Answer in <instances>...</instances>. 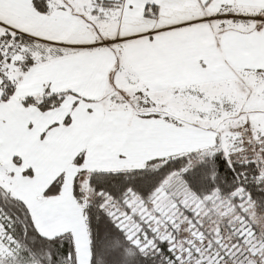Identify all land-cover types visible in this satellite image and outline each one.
Here are the masks:
<instances>
[{
	"label": "snow or ice",
	"instance_id": "6c2138e0",
	"mask_svg": "<svg viewBox=\"0 0 264 264\" xmlns=\"http://www.w3.org/2000/svg\"><path fill=\"white\" fill-rule=\"evenodd\" d=\"M0 264H264V0H0Z\"/></svg>",
	"mask_w": 264,
	"mask_h": 264
}]
</instances>
